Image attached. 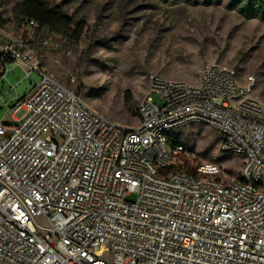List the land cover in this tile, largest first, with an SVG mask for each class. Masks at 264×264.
<instances>
[{"label":"built area","instance_id":"built-area-1","mask_svg":"<svg viewBox=\"0 0 264 264\" xmlns=\"http://www.w3.org/2000/svg\"><path fill=\"white\" fill-rule=\"evenodd\" d=\"M56 38L28 18L15 40L0 34V80L9 62L24 80L40 75L0 119V264H264V106L254 77L243 82L216 63L196 85L152 75L138 125L127 126L42 64L40 50H56ZM189 123L213 126L220 150L242 155L238 178L168 171L183 151L169 135Z\"/></svg>","mask_w":264,"mask_h":264},{"label":"rangeland","instance_id":"rangeland-1","mask_svg":"<svg viewBox=\"0 0 264 264\" xmlns=\"http://www.w3.org/2000/svg\"><path fill=\"white\" fill-rule=\"evenodd\" d=\"M22 0H0L4 29L19 25L13 7ZM61 4L86 30L78 43L57 35L56 50L42 48V64L66 87L111 121L138 125L137 109L152 75L196 85L210 64L235 69L245 82L255 79L252 96L264 106V11L247 18L231 0H48ZM8 63L0 80V119L40 80L37 72ZM129 91L130 103L125 105ZM160 102V97L154 94ZM183 146L177 163L183 170L204 168L230 182L240 175L244 158L220 150L222 134L206 123H189L175 132ZM130 200H135L131 196ZM112 262L110 254L105 255Z\"/></svg>","mask_w":264,"mask_h":264},{"label":"trees","instance_id":"trees-1","mask_svg":"<svg viewBox=\"0 0 264 264\" xmlns=\"http://www.w3.org/2000/svg\"><path fill=\"white\" fill-rule=\"evenodd\" d=\"M238 10L247 18L254 17L264 11V0H231ZM13 16L16 24L19 25L24 18L35 19L39 28H51L57 35L71 43H78L85 33L87 24L83 19H76L67 14L62 5H51L48 0H22L13 7ZM7 23L6 18L0 13V31L4 29ZM129 91L125 94V105L130 103ZM171 146L175 149L182 145L176 133L169 135ZM179 154L176 153L177 160ZM182 169L179 164H172L169 170ZM189 174L197 175L195 170H184Z\"/></svg>","mask_w":264,"mask_h":264},{"label":"crops","instance_id":"crops-1","mask_svg":"<svg viewBox=\"0 0 264 264\" xmlns=\"http://www.w3.org/2000/svg\"><path fill=\"white\" fill-rule=\"evenodd\" d=\"M0 33L3 35H5V37H7V39H12V38H14L15 37V33H16V31L15 30H11V29H2L1 31H0Z\"/></svg>","mask_w":264,"mask_h":264}]
</instances>
